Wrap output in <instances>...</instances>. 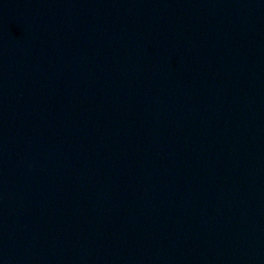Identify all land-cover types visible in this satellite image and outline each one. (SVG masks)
<instances>
[{
  "label": "water",
  "instance_id": "1",
  "mask_svg": "<svg viewBox=\"0 0 264 264\" xmlns=\"http://www.w3.org/2000/svg\"><path fill=\"white\" fill-rule=\"evenodd\" d=\"M0 264H264V0H0Z\"/></svg>",
  "mask_w": 264,
  "mask_h": 264
}]
</instances>
